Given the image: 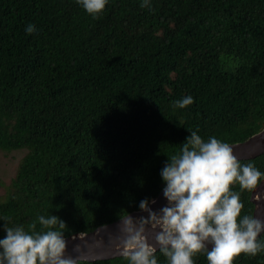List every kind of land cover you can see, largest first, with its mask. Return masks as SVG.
I'll return each mask as SVG.
<instances>
[{"label":"trees","instance_id":"trees-1","mask_svg":"<svg viewBox=\"0 0 264 264\" xmlns=\"http://www.w3.org/2000/svg\"><path fill=\"white\" fill-rule=\"evenodd\" d=\"M141 3L108 0L93 19L77 0H0V150L24 151L0 239L4 224L46 231L40 216L64 221V237L115 221L165 186L191 132L230 144L264 127V0ZM239 161L264 173V152ZM231 190L240 218L252 215L250 192ZM193 260L208 264L206 252ZM233 264H264V251Z\"/></svg>","mask_w":264,"mask_h":264},{"label":"clouds","instance_id":"clouds-1","mask_svg":"<svg viewBox=\"0 0 264 264\" xmlns=\"http://www.w3.org/2000/svg\"><path fill=\"white\" fill-rule=\"evenodd\" d=\"M108 0H77V3L98 19ZM151 8L150 0L140 5ZM35 31L28 25L26 33ZM193 103L187 96L174 102L185 108ZM165 184L163 196L167 204L153 211L149 201L142 200L141 211L147 216L123 222L120 254L129 264H157L159 251L168 264H194L193 257L206 252L208 264H233L240 254L256 256L264 251V242L257 237L264 232V221L252 215L240 218L243 204L240 195L231 190L238 184L241 191L252 192L264 179L252 163L241 164L231 146L210 137L205 142L193 131L185 138L179 155H172L160 172ZM151 203H155L152 201ZM46 231L26 232L23 226L4 224L5 237L0 239V264H75L65 257L66 224L59 217H38ZM154 234L148 242L147 231ZM208 245H211L209 250Z\"/></svg>","mask_w":264,"mask_h":264},{"label":"water","instance_id":"water-1","mask_svg":"<svg viewBox=\"0 0 264 264\" xmlns=\"http://www.w3.org/2000/svg\"><path fill=\"white\" fill-rule=\"evenodd\" d=\"M229 145L238 160L251 159L262 154L264 152V127L246 140L230 143ZM163 188L155 197L149 199V208L153 211H159L161 207L167 204L163 196ZM249 200L253 204L252 216L264 221V179L250 192ZM152 201H155V203H151ZM127 216L138 219L141 216L146 217L147 213L140 209L131 211L115 221L97 226L89 232H75L65 236V257L72 258L76 264L78 261L93 262L122 256L119 240L123 238L122 221ZM146 235L148 236V242L155 246L154 234L149 230ZM208 247L210 250L211 245H208Z\"/></svg>","mask_w":264,"mask_h":264},{"label":"rangeland","instance_id":"rangeland-1","mask_svg":"<svg viewBox=\"0 0 264 264\" xmlns=\"http://www.w3.org/2000/svg\"><path fill=\"white\" fill-rule=\"evenodd\" d=\"M23 150L5 152L0 150V198H3L8 190L10 180L14 177L18 162Z\"/></svg>","mask_w":264,"mask_h":264}]
</instances>
